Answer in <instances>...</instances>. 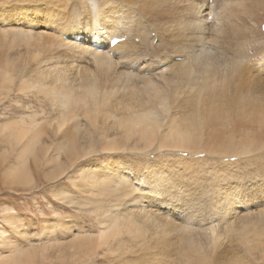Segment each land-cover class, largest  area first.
Returning a JSON list of instances; mask_svg holds the SVG:
<instances>
[{
  "label": "rangeland",
  "instance_id": "374dc122",
  "mask_svg": "<svg viewBox=\"0 0 264 264\" xmlns=\"http://www.w3.org/2000/svg\"><path fill=\"white\" fill-rule=\"evenodd\" d=\"M21 1L22 0H0V25H6L4 28L5 30L0 27V32H3V34H6V30H8L7 32H9L10 34V32L13 31V28L20 30L23 28L26 29V27L29 26L24 23L22 26H20L21 23L18 21L19 16L15 14V12H17V9H19L20 6L22 7ZM43 1L44 2L41 3L40 7L44 6L46 9H49V11H46L41 15L39 14V16L36 15L38 20L35 21H38L37 24H39V27H45V25H47L49 21H52L59 27L64 28L65 25L58 20L62 15H70V13L72 12V6L77 0H61L62 2H65L61 4L58 3L57 0ZM155 1L157 2L160 0H148L150 9L154 13L159 10L157 7L151 6V4ZM170 1L168 2V5H166V2H163L162 4L160 2L161 7L165 5L168 6L172 14H174V12H178L180 15L184 16V18L186 17L185 19L189 22H194L196 20L194 13L190 12L191 7L196 4L195 7L193 6L194 9H196L197 4L205 2V0ZM234 1H239L243 4L242 6L246 4V1L251 10H254L257 15L254 17H252L251 14L236 16L231 24L228 23L227 26L223 28V31H221V33H218L217 29V26L219 27L218 23L220 22L215 19L213 15H209L207 20V27L209 26L210 29L209 36L212 37L215 42L211 40L209 42H204L206 43V49L215 52L217 50V56L220 58V62L217 64V69L219 68L220 70H218L216 77H218L217 80L221 81H223L225 77V80L223 82H225V86L228 87L226 88L224 86L225 88H223L222 90L224 94L221 93L220 95L225 99L226 102H231L229 104H234V102L236 103L239 100V96L241 94H253V96L256 98V95H258L259 92L262 93L263 90V93L261 95L264 97V35H262L257 29L258 22L264 21V9L258 7V0ZM5 2H8V4L11 3V5H6ZM223 2L224 4H226V0H215L213 3L212 0H209V5L211 6L210 13L216 11L218 12ZM121 4L123 7L124 2H121ZM1 5L4 7H2ZM53 6H57L58 9L60 8L59 10H56L57 12H62V10L65 7L66 8L62 15L47 16L48 12L52 13V11L55 10L54 8H52ZM62 6L64 8H62ZM134 7V10L139 12L137 9L139 8V5ZM204 7L205 6L203 5V8ZM9 8L13 9L11 10ZM3 9L5 10L3 11ZM30 9V14L32 13V17H35V9L32 6L30 7ZM144 15L147 16V13H145ZM222 15L225 16V13H223ZM151 17L153 16H148L149 19ZM170 18H172L170 14H167L162 18L160 25L161 28H164L168 24V22L171 21ZM159 20L160 18H158L157 20L158 24ZM16 22H19V24ZM252 22L256 25L252 26ZM249 26H252L254 28L250 31L247 30L246 32L245 30L249 28ZM39 27L36 28V33L44 29L42 27ZM157 27L158 25L152 22L151 28L146 34V37L143 39L145 40L148 49H150V52H152V47H154V49L162 50L156 46L157 40H160L161 36ZM235 28H238L241 31L242 36L246 33L244 35L245 41L243 44H248L245 51L248 52L249 58L251 57L250 59L246 60L244 64H242L244 69L240 65L241 69L238 68L237 71L235 70L236 73L233 70V65H230V63L233 62L236 57V49L239 46L240 42L238 37V40L234 38L235 35L232 31H235ZM48 29H55L57 31L59 30L56 27H48ZM83 31L85 32L86 29ZM183 32L185 33V36L183 35L180 41L183 40L182 43H189V34H191L190 29L187 28V32L183 31L182 29L180 32H176V36L182 34ZM217 33L218 36L219 34L221 35L220 37H218V39H220H217L218 41L214 39ZM85 35L88 34L86 33ZM11 38H13L11 34L8 35V37L2 36V40H0V55L2 54V56H6L9 53L12 55L11 57L13 59H17L19 58L16 56L18 54L20 57L22 56L23 59L19 58V60H17L20 62L23 61L22 64H24V68L28 67V69L26 68L27 70L25 71H13L12 75L13 79L15 78V80H13L8 85H5L7 83H4L3 86L5 88L3 86L0 87V126L9 124L11 127L17 126V128H20L16 129V132L5 130L3 133V131H0V234L5 233V235L3 234L4 236L0 235V240L3 241H0V264H76L77 262V264H206V262L207 264H235L236 260L239 261V264H264L263 134L262 136H260L261 134H258L257 136L254 133V135H252V142L254 140L256 141H254L253 143L260 141L258 142L259 144L257 143L258 147L257 145H255V147H251L246 159L245 154L242 155L244 159H240L242 157L236 159L232 158V154H230L228 158H226L225 154L222 155L223 153L215 154L214 152L212 153L209 150L208 151L210 153L208 151L205 152L204 150L197 153L191 152L189 150H186L182 153H173L168 151L167 149H160V144L158 143V141H156L150 147L138 145L137 149H132L127 146L125 147L126 151L122 152H118L117 149H114L118 152L117 153L113 152L112 150L108 151L107 149H103V147H109L107 146L108 144L102 145L99 139L96 138V133L94 134V131L92 130L88 134L93 135V137L95 138L93 139L94 152L91 154H87V157L85 158L81 157L78 161L70 162V159L67 157L68 151L66 152V150L64 149L68 148L71 142L69 140L64 143V130L59 131L58 126L61 125L65 119V123L69 122V125H71V123L73 124V122L75 121L74 118L76 116L78 119H80L79 121L82 124H86V117L88 114L85 115V111L82 110L79 106L76 107L77 110L75 109L74 111H72V109H62V111L61 108H59L60 106H58L59 103L56 100L51 98L50 95L46 94L42 89L40 91V87L36 84L39 78H36L34 76L35 74L31 72V69H36V67L39 66L38 62H40V66L43 64L42 67H44V65H46L47 63V59H51V57L55 56L56 58L54 61L50 60L51 67L54 65L55 61L59 63L64 69L70 68L71 70H74L76 69V65H79L81 70H84V68L86 67L88 68V71L90 69L94 71V73L96 74L93 73V75L97 76V70H95L93 65H91L94 62L95 58H88L83 55L81 58L82 60L76 62L70 52V48L67 46L66 47L68 52L63 48H58L54 51V45L53 48L50 47L52 45H49L48 48H43L42 50L41 46L44 47V45L35 42L41 39L38 34H34L33 36H31V39L33 40L31 42H33L32 44L36 43L35 46L39 45L40 50L38 49L39 53L37 54L39 55V57L31 56L30 58H28V56L26 57V55L24 54H26V52L28 51L31 52L30 49L33 50L32 45L31 48L29 47V44H26L28 46L24 47L26 42L19 41L17 42L18 44L22 43L19 46L17 45L16 40L14 41ZM136 40V43H141V39ZM153 40L156 42L155 45L153 44ZM13 45L15 46V49L13 48ZM28 47L30 48L29 50ZM198 48L202 47L199 46ZM66 52L69 53V56L66 54ZM40 53L42 56L44 55L46 57H41ZM175 53L178 52H172L170 55ZM170 55H166V53L164 52L160 55L159 58L168 61L170 59ZM31 58H33L34 60L36 58V60L33 61V59ZM73 62H76L75 66H73ZM143 63L144 64H142L139 71H137L136 69L134 73L132 72V70L134 69L128 70L130 73L127 71L128 74L136 73L135 76H132V78L135 79H131V81L129 82L130 87L136 89V91L140 95L145 96L146 92H148V89H146V84L149 80H165L166 78L167 82H164V80H156V82H153L152 86L157 85L158 88H160L161 92L163 91V94L165 93L166 96L167 92L169 93L170 88H172V90L170 91V93H172L174 89L173 86L176 85V83H174L171 79V76L173 75H169L171 73L179 71V68H173L172 66L164 70L161 69L162 72L160 73H157L159 72L157 71L151 76H146L145 72L147 70L148 63ZM182 63H186V61ZM245 64H247L248 66ZM129 65H132V63H129ZM5 68L6 63L0 61V71H4ZM119 69L120 71L127 70L124 66H121V68ZM88 71H86V74ZM162 73H166V75L164 77H161L160 75ZM88 77L92 78L90 74H88ZM18 78L22 81L28 80L25 84L26 88L24 85L22 86V83ZM198 78H201V76H199ZM93 79H96V81H98L99 83L101 81V77L98 76ZM41 80H43V78L40 79V81ZM43 81V85H52V83H50V79L44 78ZM31 84H33L32 87ZM188 84L181 87L182 91H185L183 94L185 98L183 96L181 97L182 99L184 98L183 101L191 99L194 103H201L204 106L203 103L205 102L206 96L205 92L200 93L199 91V89L202 87L201 81L193 85ZM126 95V97L128 98L129 94ZM118 97L119 95H117L115 98L117 99ZM178 106H182L183 108L185 107L184 105ZM199 107L198 110H200ZM154 108H156V105H154ZM185 108L187 111L189 110L188 105H186ZM158 110L161 112V109ZM114 114L117 117L122 116V113L120 111H116ZM163 114L165 113H162V115ZM227 115H229V118L230 120H232V122L234 118L238 120V117L234 112L227 113ZM31 116H36L35 118L39 121L38 123H40L39 127H43L45 134L41 136V139L42 137L43 139L40 141L44 146H48V148L46 146L47 149L50 148V154H53L52 152H56L55 149H57V146L64 151L61 150L62 155L58 154L59 163L54 164L53 170L52 168L48 167L47 164H45L48 158H43V148H40L39 146V149L37 148L35 151V154H37L38 156H27V172L22 171V173L20 172V174L22 175L24 173L23 177L20 176V174H17L19 177L13 179L12 177L15 175H11L13 173V171L11 172V169L13 170L14 166H20L21 168V162L25 157L22 156V160L20 158V153L21 151H23L26 139H21L22 142L19 139L20 137L18 136V134H22L21 132H23V125L19 124L21 120L30 122L28 121V119ZM167 116L168 115L162 116V120L164 119V122L166 121L165 119H167ZM44 122L45 124H42ZM245 128L246 130H248L247 128H249V132H251V134L254 132L251 124H245ZM35 129L38 130V128L34 127L31 134L36 131ZM86 129L87 126L82 129L84 131V134L82 133L83 131H81L83 136L85 135V132H88ZM230 129L235 130L233 129V124H231ZM60 136L63 138H61ZM60 139L63 141L65 147L62 146L63 144L61 143ZM122 143L128 145V142L126 141ZM233 143L240 145V141L238 140H235ZM80 146L81 148L88 149V146ZM142 146L144 147L143 149ZM144 151H146L145 154L143 153ZM39 155H42V157H40ZM189 162L191 164L193 163V166L190 165V169H187L189 165L187 163ZM88 166L97 168L99 170L101 169L103 171L108 168L112 170H118V173L115 176L110 173L105 174L103 172V174H105V179H116L117 181L124 177L130 179H141L144 181L149 180L156 173L161 174V176L167 174L170 179L174 180V184H169L170 186L168 185V188H170L171 186H173L174 188L172 189L173 193L171 192L173 194L172 197L170 196V194H168L170 192L166 190L163 192L164 194L162 193V195H158V198L156 199H154L152 196V192L155 191L154 188L153 191L146 190L145 188L138 190L140 192L142 191V193L144 194V196H142L143 199H145V197L151 199L150 203H152L154 207L147 206V210L156 209L157 211H160L158 213H160L161 216L156 215L157 217H159L158 219H160L158 220L159 222L152 223L145 220L143 221V219H138L139 221L136 220L138 224L136 223L135 225H133L132 223H127L130 226L128 229L134 234H128L125 229L123 230L125 232L122 231L121 236H123V246L117 242L118 239L107 237L106 233L109 230L106 229L107 224L104 225L103 221H100L101 212L104 211L105 208L110 207L109 209L107 208L108 210L105 209L106 211H108L106 212V214H109V210H113L114 213H118L120 212V210L121 212L124 211L125 207L121 205L122 203L117 207L112 206L114 204H117V202L114 201V198L111 197V195L110 197H101L102 199L95 196V199V197L92 196L91 193L87 192V190H84V182L81 183V170H86ZM58 169H62L64 173L62 176L56 178ZM51 171L52 173L54 171L56 172H54L53 175ZM50 173L52 174V178L51 176H47V174L50 175ZM26 175H28L29 177H26ZM202 181H204V183ZM216 187H218L219 190H215ZM204 190L207 191L208 194L202 193L204 192ZM62 192L69 193V197L72 199V201L64 200L63 198H61L60 193ZM235 197L238 198L237 201L234 200ZM142 198H140L139 200L141 201ZM167 198H171L170 202L169 200H166ZM190 200L192 202H188ZM106 201L109 203H107ZM112 201H114V204H112ZM98 203L105 205L103 206V208H101L102 211L99 213L98 209H95L96 206H100V204ZM147 203L150 205L149 202ZM165 204H167L168 206H166ZM221 205L224 207H222ZM161 206H164L166 208H171L172 206L173 210H171L172 212L170 211V209L158 210V208ZM227 206H231V208L235 207V209L232 210L230 218H221L218 212L222 208H225ZM175 208H180L181 213L179 214L177 212V209ZM215 208L217 209L214 210ZM175 214H177L178 217ZM12 218L15 220V222L14 220H12ZM123 222L125 226L126 223L124 220ZM142 222H145V225ZM147 223L149 224V227H146ZM162 223H164V227L162 226ZM245 223H249V225H244ZM143 225L144 227H142ZM215 228H217V230L221 232L223 230V234H221L222 238L220 237L219 241L213 238L212 230ZM148 229L152 230L148 231ZM153 235H155V237ZM156 235L159 236L157 237ZM190 238H192L194 241L196 240L197 243L202 244L197 246L201 248L207 259L202 258L201 261V258L198 255L192 254V263L189 261L185 263L188 256L182 257L181 255H183L187 250L191 251L186 246V240ZM107 239H109L110 241H108ZM47 243L49 244V247H47ZM44 245L46 249H44ZM33 246H36V248L34 249ZM14 247H16L17 251L21 248H23L24 251H22L21 249L20 252L18 251V253L20 254L14 255V252H16V249H14ZM31 247L33 248L31 249ZM141 247L143 249H141ZM41 248L42 250L44 249L46 251L43 250L42 252V250H40ZM48 248H50V250ZM36 249L37 251H35ZM28 251H33L34 254H30H33L35 256L30 255L29 253V255L25 254Z\"/></svg>",
  "mask_w": 264,
  "mask_h": 264
},
{
  "label": "bare ground",
  "instance_id": "6f19581e",
  "mask_svg": "<svg viewBox=\"0 0 264 264\" xmlns=\"http://www.w3.org/2000/svg\"><path fill=\"white\" fill-rule=\"evenodd\" d=\"M64 1H69V0H64ZM169 1L170 0H160V1H157V2L155 1L154 3H152L151 6H155L159 9L156 13H154L150 9L148 0H77L75 3L73 1L74 4L71 3L73 4V6H72V12L70 13L69 16L62 15L66 8V7L64 8L63 6L62 8L64 9L62 10V12L61 11L57 12L56 10H59L60 8L58 9L57 6H53L52 8H54L55 10L52 11V13L48 12L47 14V16L62 15L58 21L65 25L64 28H61L58 25H56L54 22L49 21L48 24L45 25V27L40 26L44 29L42 31L40 30V32L38 33H36V28L39 27V24H37L38 21H35V20H38L36 15L39 16V14L40 15L44 14L46 11H49V9H46L44 6L40 7L41 3L44 2L43 0H22L21 1L22 7L20 6V8L17 9V12H15V14L19 16L20 20L18 19V21L21 23L20 26H22L23 23L29 26L26 27V29L23 28L20 30L13 28V31L10 32V34L13 36V38L11 39H13L14 41L16 40V43L19 41L26 42L24 47H27L28 45L26 44H29L30 45L29 47L31 48V45H32L33 50H31L28 47V50L30 49L31 52L29 51L26 52V54H24L26 55V57L27 56L28 58H30L31 56L39 57V55H37L40 50L39 45L37 44L38 46H35L36 43L32 44L33 42H31L33 41L31 39V36H33L34 34H38L41 39L35 42L41 45H44V47L40 45L42 50L43 48L44 49L48 48L49 45H52L50 47L53 48V45H54V48H55L53 49L54 51L57 50L58 48L59 49L63 48L68 52L67 47H69L70 52L73 55L74 60L76 62H79L80 60H82L81 58L83 55L88 58H91V57L95 58L94 62L91 65H93L94 69L97 70V73H98L97 76L101 77V81L99 83L98 81H96V79H93L97 77L93 75L94 71H92L91 69L88 71V68L86 67L84 68V70H81L80 66L76 65V62H73V66L76 65V69L74 70H71L70 68L64 69L56 61L54 65L51 67L50 60L54 61L56 58L55 56L51 57V59H47V63L46 65H44V67H42L43 64L40 66V62H38L39 66L36 67V69H31L30 67V69L32 70L31 72L35 74L34 76L36 78H39L36 84L40 87V91L42 89L46 94L50 95L51 98L56 100L59 103L58 106H60L59 108H61V110L62 109L63 110L72 109V111H74L76 107L79 106L82 110L85 111L84 112L85 115L87 114L89 115V116L87 115L86 117L87 119L86 124H82L79 121L80 119L77 118V116L74 118L76 122L72 120L74 122L73 124L71 123V125H69L68 121H67L68 123H65L66 119L64 120V122H62L61 125L58 124L59 131L64 130L63 131L64 136L61 135L64 138L60 136L61 138H63V141L65 140L64 143L69 140L71 142L69 146L67 145L68 148L64 149L66 150V152L68 151L67 157L70 159V162L78 161L81 157L85 158L87 157L86 156L87 154H91L94 152V148H93L94 140L93 139L95 138L93 137V135L88 134L92 130L94 131V134L96 133L97 136L96 135L95 136L97 139H99L102 145L108 144L107 146L109 147H103V149H107L108 151L112 150L113 152H117L114 149H117L118 152L126 151L125 147L127 146L132 149H137L138 145H143L144 147H147V146L150 147L156 141H158V143L160 144V149H167L168 151L173 152V153H180V152L182 153L186 150L197 153L202 150H204L205 152L209 150L210 152L212 153L214 152L215 154L223 153L222 155L225 154L226 158H228V156L232 154L233 155L232 158L237 159V158L242 157V155L245 154V159H246L248 157L247 155L249 153V149L251 147H255V145H257V143L260 142L258 141L256 143H253L256 140L252 142L253 140L252 135H254V133L257 136L258 134H261L260 136H262V134L264 135V97L261 95L263 93V90H262V93L259 92V94L256 95V98L253 96V94L251 95L241 94L239 96V100L236 103L234 102V104H229L231 102H226L225 99L220 95L221 93L224 94V92L222 91L223 88L225 87L228 88L227 86H225V82H223L225 80V77H224V80L222 78L223 81L217 80L218 77H216L218 70H220L219 68L217 69V64L220 62V58L217 56V53H216L217 50L215 52V51H210L206 49V43H204L205 41H208V42L210 40L214 41L212 37L209 36L210 29H209V26L207 27L208 25L207 20H208L209 15H213L214 18L220 22L218 23L219 27L217 26V29H218V33H221V31H223V28H225L228 23L231 24V22L234 20L236 16H242L243 14L244 15L251 14V16L254 17L257 14L254 12V10H251L250 6L248 5L246 1H245L246 4L242 6L243 5L242 3H240L239 1H234V0H226V4H224L223 2L218 12L216 11V12L210 13L211 6L209 5V0H205V2L197 4L196 9H194L196 4L193 5L194 7L193 6L191 7L190 12L194 13L196 20L194 22H189L185 19L186 17L184 18V16L180 15L178 12H174V14L170 12L168 6H166L168 5ZM214 1L215 0H212V3ZM8 2H11V1H8ZM8 2L7 3L5 2L6 5L8 4ZM57 2L60 4L63 3L61 0H57ZM121 2H124L125 6L123 5L122 7ZM160 2L161 4L163 2H166V5L161 7ZM257 4L259 8L264 9V0H258ZM8 5H11V3ZM17 5H18V2H17ZM138 5H139V8L137 9L139 12L134 10L135 8L134 6H138ZM203 5L205 6L204 8H203ZM31 6L35 9L34 10L35 17H32V13L30 14ZM4 10L5 9H3V11ZM145 13H147V16L144 15ZM223 13H225V16L222 15ZM167 14H170L172 16V18H170L171 21H169L168 24L164 28H161L160 26L161 20ZM148 16H153V17L149 19ZM158 18H160L159 24L157 23ZM19 22H16V23L19 24ZM152 22L158 25L157 28L160 32L159 34L161 35L160 40H157V43L153 40V44L155 45L156 43V46L162 49L163 51L154 49V47H152V52H150V49H148V47L146 46L145 40H143L146 37V34L148 33L149 29L151 28ZM263 24H264V21L263 22L260 21L257 24V29L262 35H264V32L262 31ZM251 25L255 26L256 24L252 22ZM5 26L6 25L4 24L0 25L2 29H4ZM252 26H249V28H247L245 31L247 32V30L250 31L251 29H253L254 27ZM48 27H56L59 30L57 31L55 29H48ZM187 28L191 30V34H189L190 41L189 43H186V42L182 43L183 40L180 41V39L185 33L183 32L182 34H179L178 36H176V32H180L182 29L183 31L187 32ZM85 29L86 31L84 32L83 30ZM7 31L8 30L5 31L6 34H3V32H0V36H1L0 40H2V36L8 37V35H10L9 32ZM232 32H234V35H235L234 38L237 39L238 37V39L240 40L239 46L236 49V54H235L236 57L234 61L230 63L231 66L233 65V70L235 72V70L237 71L238 68L241 69L240 65L242 66V64H244L245 61L250 59L251 57L249 58L248 52L245 51L248 44L247 43L243 44L245 41L244 35L246 33L243 35L244 36L243 37L241 31L238 28H235V31H232ZM86 33L88 35H85ZM218 33L214 37L215 40H217L218 37L221 36L220 34L218 36ZM113 38H116V39L114 40ZM136 39H141V43L140 44L136 43L137 42ZM117 40H120V41L114 47H110L111 46L110 44ZM29 41L31 42V44ZM50 42H53V43H50ZM21 44L22 43L20 44L17 43V45L19 46ZM58 44H59V47H58ZM199 46L202 48H198ZM96 47H98L97 48L98 50L94 49ZM7 48H10V47H7ZM13 48L15 49V46ZM67 52L66 54L69 56V53ZM164 52L166 53V55L168 54L170 55L172 52H178V53L170 55V59L166 61V60H162L159 58L160 55ZM0 56H2V54ZM11 56L12 55L8 53V55L0 57V61L6 63V68L4 69V71L3 70L0 71V87L3 86L4 83H7L5 85H8L13 80H15V78L13 79V75H12L13 71H16V70L25 71L28 69V67H26L27 69L24 68V64H22L23 61L22 62L18 61L19 58L23 59L22 56L20 57L17 54L16 56L19 58L17 57L16 58L18 60L15 58L13 59ZM43 56L41 55V57ZM45 57L46 56H44V58ZM35 60L33 59V61ZM185 61L186 63H182ZM143 62L148 63V67L145 72L146 76H151L157 71H159L157 73H160L162 72V70L167 69L172 66L173 68H179V71H176L169 75V76L173 75L171 76V79L174 83H176V85L173 86L174 89L172 93H170V91L172 90V88H170V91L169 93L167 92V96H166L165 93L163 94V91L161 92L160 88H158L157 85L152 86L154 81L155 82L156 80L162 81L164 79L149 80L146 84L147 85L146 89H148V92H146L145 96L140 95L136 91V89L130 87L129 82L131 81V79H135V78H132V76H135L136 73L128 74L127 71L131 69H134L132 70L133 73L135 72V69L139 71L142 64H144ZM129 63H132V65H129ZM121 66H124L125 69L127 70L120 71L119 68H121ZM86 71H88L87 74H86ZM88 74H90L92 78H89ZM165 75L166 73H162L160 76L164 77ZM199 76H201V78H198ZM42 78L43 80L44 78L50 79V83H52V85H48V86L43 85L42 84L43 80L40 81V79ZM19 81H21L22 86L23 85L25 86L28 80L22 81L19 79ZM165 81H166V78L164 82ZM199 81H201V84H202L201 85L202 87L199 89V91L200 93L205 92V96H206L205 102L203 103L204 106L201 103H197V104L194 103L191 99L183 101V99L185 98L183 95L185 91H182L181 87L188 83L193 85L195 83H198ZM79 82H82V83H79ZM58 84H61V85H58ZM32 85L33 84H31V87ZM126 94H129L128 98L126 97L127 96ZM117 95H119V97L116 99L115 97ZM182 96L184 97L183 99L181 98ZM198 104H201V105H198ZM154 105H156V108H154ZM178 105H184L185 107L186 105H188L189 110L187 111L185 107H184L185 108L184 110L182 106L179 107ZM198 107L201 111L198 110ZM158 109H161V112ZM116 111H120L122 113V116L121 117L115 116L114 113ZM230 112H234L236 116L238 117V120L234 118L232 122V120H230L229 118V115H227V113H230ZM162 113H165L163 115H168L167 119H165L166 120L165 122L163 121L164 119L162 120V116H163ZM35 117L31 116L28 119V121L30 122H27L24 120L20 121L19 125H23V132H21L22 134H18V136L20 137L19 138L20 141L21 139H26L25 145L23 147V151H21L20 153V158L22 160V156H25V157L23 161L21 162V168L20 166H17V167L14 166L13 167L14 169L13 170L11 169V172L13 171V173L11 174L10 172V174L15 175L13 177L10 175L13 179L18 178L19 176L17 174H20V172L21 173L22 171L27 172V156H35V155L38 156L37 154H35V151L39 146L40 148L41 147L43 148L42 149L43 153L41 152L43 154V158H48L45 163L47 164L48 167L53 169L54 164L59 163L58 154H61L62 152L61 150L63 149H60L57 146L56 147L57 149H55L56 152H52L54 155L50 154L51 152L49 151L50 148L47 149L48 146L47 145L44 146L42 142L40 141L43 139V137L41 139V136L45 134L44 133L45 131L43 127H39L40 123H38L39 121ZM42 124H45V122ZM231 124H233V129L235 130L230 129ZM245 124L252 125V128L254 130L252 134L251 132H249V128H247L248 130H246ZM85 126H87L86 130L88 132H85V135L83 136L84 131L82 129ZM34 127L38 128V130L35 129L36 131H34V133L31 134L33 132L32 129ZM44 128H45V125H44ZM16 129H20V128H17V126L11 127L9 124L0 126V131L1 132L3 131V133L5 130L16 132L17 131ZM81 131H83L82 132L83 134L81 133ZM235 140L240 141V145L234 144L233 142ZM63 141L61 140L62 144H63ZM124 141L128 142V145L123 144L122 142ZM80 145L88 146V149L81 148ZM62 146H64V144ZM143 146H142V149L144 148ZM143 153L145 154L146 151H144ZM40 157H42V155ZM240 159H244V157ZM187 164H189L187 169H190L189 167L190 165L193 166V163L191 164L189 162ZM57 171H58V174L56 178H58L59 176H62L64 173L62 169H58ZM103 172L105 174L110 173L115 176L117 175L118 170H112L108 168L103 171L101 169L99 170L97 168L88 166L86 170H81V179H82L81 183L84 182V185H85L84 190H87V192L91 193L92 196L101 198V197H108V196L110 197L111 195V197L114 198V201L117 202V204H114L113 203L114 201H112V204H114L112 206L117 207L119 206V204L122 203L121 205L125 207V210L123 209L124 211L122 212L118 208L121 213L118 211H117L118 213H114L113 210H109V214H106V212L108 211L105 210L108 207L105 208L104 211H102L101 208L105 206L103 205L104 204L103 202H102L103 204H100L101 202L98 203L100 204V206L98 205L95 208V209H98V213L102 211L101 216H100L101 218L100 221H103L104 225L107 224L106 229L109 230L106 233L107 237H113L115 239H118L117 242L123 246L124 245V243H122L123 236H121L122 231L125 229L128 234H131V235L134 234L132 231L128 229L130 226L127 223H130V224L132 223L133 225H135L136 223L138 224V222H136V220L138 219L139 220L143 219V221L145 220L147 222H152V223H158L159 222L158 220H160L158 219L159 217L156 216V215L161 216V214L158 213L160 211H157L156 209L147 210L146 209L147 206L154 207L152 203H150L151 199L148 197H145V199H143L142 196H144V194L142 193V191L140 192L138 190L145 188L146 190L153 191V188H154L155 191L152 192V196L154 199L158 198V195H162V193L166 190L170 192L168 194H170V196L172 197L173 196L172 189L174 188L173 186H171L170 188L168 187L170 186L169 184H174V180L170 179L169 176H167V174L161 176V174L156 173L149 180L143 181L141 179H130V178L124 177L120 179L119 181H117L116 179H105L104 178L105 174H103ZM51 173L50 175L47 174V176L50 177L53 174ZM23 174L22 175L20 174V176L23 177ZM26 177H29V176L26 175ZM202 182L204 183V181ZM215 190H219L218 187H216ZM202 193L208 194V192L205 190ZM69 196L70 195L67 192L60 193L61 198H63L64 200L72 201V199ZM140 198H142L141 201L139 200ZM170 199L171 198H167L166 200L167 201L169 200L170 202ZM234 200L237 201L238 198L235 197ZM147 202H149L150 205ZM188 202H192V201L190 200ZM165 205L168 206L167 204ZM161 209L163 210L170 209L171 211L173 210V207L171 206V208H166L164 206H161L158 208V210H161ZM175 209H177V212L179 214L181 213L180 208H175ZM216 209L217 208H215L214 210ZM234 209L235 207L231 208V206H227L225 208H222L218 213L221 216V218L222 217L230 218L232 210ZM175 215L178 217L177 214ZM12 220L14 219L12 218ZM123 220L126 223L125 226H124ZM142 223L144 224L145 222H142ZM144 225L142 227H144ZM148 225L149 224L147 223L146 227H149ZM244 225H249V223L248 224L245 223ZM162 226L163 227L165 226L164 223H162ZM149 230L151 231L152 229H148V231ZM212 232H213V238L215 240L219 241L220 237L222 238L221 234H223V230L221 232L217 230V228H215L212 230ZM3 234L5 235V233ZM3 234H0V235L4 236ZM153 236L155 237V235ZM107 240L110 241L109 239ZM197 245H202V244L197 243L196 240L194 241L192 238L186 240V246L191 251L187 250L183 255H181L182 257L188 256L186 258L185 263L188 261L192 263V260H193L192 254L198 255L201 258V261H202V258L207 259L206 255H204L201 248L198 247ZM33 247H31V249ZM47 247H49V244L47 245ZM35 248L36 246L34 247V249ZM14 249H16V247H14ZM21 249L22 251H24L23 248ZM21 249H19L18 251L20 252ZM37 249L35 251H37ZM44 249H46L45 245H44ZM48 249L50 250V248ZM141 249L143 248L141 247ZM40 250H42V248ZM18 251L16 249L17 253L14 252L15 253L14 255L20 254L18 253ZM33 251L31 252L28 251L25 254H28V253L34 254L35 251L34 252ZM33 254H30V255H33ZM235 264H239V261L236 260Z\"/></svg>",
  "mask_w": 264,
  "mask_h": 264
},
{
  "label": "snow or ice",
  "instance_id": "6c2138e0",
  "mask_svg": "<svg viewBox=\"0 0 264 264\" xmlns=\"http://www.w3.org/2000/svg\"><path fill=\"white\" fill-rule=\"evenodd\" d=\"M114 40L116 39V38H113Z\"/></svg>",
  "mask_w": 264,
  "mask_h": 264
}]
</instances>
